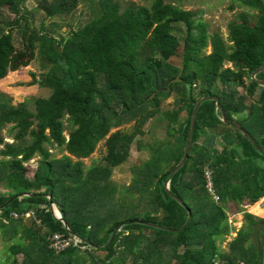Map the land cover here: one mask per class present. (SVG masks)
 Wrapping results in <instances>:
<instances>
[{"label":"trees","instance_id":"trees-1","mask_svg":"<svg viewBox=\"0 0 264 264\" xmlns=\"http://www.w3.org/2000/svg\"><path fill=\"white\" fill-rule=\"evenodd\" d=\"M27 1L0 0V81L29 66L38 50L52 71L34 83L49 88L50 95L37 98L31 111L24 102H4L0 94V185L5 188L0 208L15 196L31 195L0 211L5 243L0 264H264V227L258 249L251 238L264 218L246 214V226L228 250L221 249L232 231L230 205L257 206L264 197V156L242 132L221 121L216 101L199 105L187 160L170 184L190 212L186 226L187 210L164 188L180 164L192 110L201 97L219 98L228 120L242 125L264 148V87L250 77L264 66V2L231 0V10L238 6L250 12L229 23L233 44L228 46L219 33L208 34L194 12L167 0L123 10L115 0H98L100 15L61 39L50 29L57 28L54 22L52 27L43 22L38 30L29 24ZM81 1L40 0L38 8L45 20H57L71 15ZM181 68V81L170 84ZM256 78L264 80V71ZM173 95L176 108L162 111L161 104ZM157 114L168 120L170 138L155 140L152 159L132 169L134 178L123 196L137 194L139 200L125 202L113 171L127 161L132 143ZM133 119L132 131L111 132ZM8 125L14 143L5 141ZM102 141L107 148L103 162L87 169L83 161ZM50 147L60 150V159ZM36 156L40 161L30 179L26 164ZM206 171L213 194L206 189ZM48 195L84 241L60 252L49 246L54 234L74 235L50 212ZM131 220L178 231L143 223L121 226ZM115 227L119 230L109 242ZM96 251H105L104 257Z\"/></svg>","mask_w":264,"mask_h":264},{"label":"rangeland","instance_id":"rangeland-1","mask_svg":"<svg viewBox=\"0 0 264 264\" xmlns=\"http://www.w3.org/2000/svg\"><path fill=\"white\" fill-rule=\"evenodd\" d=\"M52 1V0H49ZM120 5L121 10L125 9L128 5L135 6H150L153 0H115ZM40 0H28L24 6V12L28 17L29 24L35 29H40L42 23L44 22L48 27H52L54 22L57 28H50L53 30L54 35L57 39L66 38L73 31L79 30L89 21L97 18L100 15L98 0H82L79 7L69 16L61 19L55 20H45L44 13L38 8ZM169 3L180 6L183 10L191 11L196 14V19L201 20L206 25V31L208 34L219 33L223 40L228 46L233 43L230 41L229 23L239 18V15L245 12H250L246 7L236 6L233 10L230 9L231 0H186L182 3L174 2L173 0H167ZM3 10L0 11V18H3ZM253 13V12H252ZM176 29H180L177 27ZM183 32V28H181ZM17 34V33H16ZM18 39V37H16ZM210 48L208 47L206 52L209 53ZM172 63L175 66H179L180 60L178 58H173ZM230 67L231 64H226ZM52 71L48 65H45V59L36 51V58L32 63L21 68L19 71L11 72L5 79L0 81V94L3 96L4 102H9L16 105L20 102H24L31 111H35V100L40 97H48L50 95V89L47 87H42L34 83L36 78L41 80L46 73ZM34 83L32 85H29ZM221 86V85H220ZM177 99L176 95L167 99L161 104V110L167 111L176 108ZM251 100L248 99V104ZM152 109L153 106H148ZM185 118V113H181L180 119ZM127 119V118H126ZM137 120H131L124 123L116 128H113L111 132L116 130H121L125 132H130L136 125ZM168 120L164 118L161 114H157L145 123L143 126L144 133L139 135L135 141L132 143L129 151V156L127 161L115 168L112 174V181L117 188V191L121 192V196L124 195V191L128 189L134 178L132 169L140 166L143 163H147L152 159L153 152L150 146L154 145L155 140H167L170 138L167 132ZM11 125H8L4 130L3 134L5 141L8 143H14L12 137ZM67 135V133H66ZM26 144L30 143V138L25 141ZM218 147H220V140L218 141ZM52 154L56 158L60 159V150L54 147H50ZM2 147L0 146V150ZM107 153V148L105 141H102L97 146L96 151L90 156L89 159L84 160L83 163L85 167L92 168L103 162L104 156ZM0 156V161L2 160ZM39 156H36L34 160L26 164L28 169V178L32 179L34 173L39 164ZM5 192L3 185H0V193ZM125 202L128 200L131 203H137L139 196L134 194L130 198H125ZM144 200V199H142ZM137 201V202H136ZM258 203V202H257ZM259 205H242L231 204L228 216L229 224L232 231L229 236L221 243L222 250H228L229 241L237 236L238 231L246 226V214L252 215L255 219L261 220L264 218V197L259 201ZM261 231V230H260ZM5 245L4 241L0 239V248ZM96 256L104 257L105 251H96Z\"/></svg>","mask_w":264,"mask_h":264},{"label":"water","instance_id":"water-1","mask_svg":"<svg viewBox=\"0 0 264 264\" xmlns=\"http://www.w3.org/2000/svg\"><path fill=\"white\" fill-rule=\"evenodd\" d=\"M264 2V0H262ZM264 71V66L263 67H260L256 70H254L253 72H251L250 74V77L252 80H254L255 82H257L258 85L260 86H263L264 87V80H260V79H257L256 76L257 74H259L260 72ZM182 75V68L180 70V73L178 75L177 78L173 79L171 83H174V82H179L181 81V78L180 76ZM170 89H166L165 91H169ZM161 90H157L154 94L156 93H159ZM207 100H214L216 101V108L218 111H220L221 113V121L227 125L231 124L233 125L235 128H237L240 132H242L246 137L247 139L253 144V146L256 148V150L258 152H260L263 156H264V148H262L258 143L257 141L249 134V132L242 126L240 125L238 122H230L227 118V113L225 111V109L223 108V106L221 105V103L219 102V98L217 97H211V96H205V97H201L200 99H198L195 104H194V107H193V110H192V114H191V118H190V125H189V130H188V135H187V139H186V143H185V146H184V151H183V155H182V159L180 161V164L169 174V177L165 183V191L167 192V194L176 202H178L182 207H185V205L183 204V202H181L177 197H175L171 191H170V184H171V180L173 178V176L180 170V168L184 165L185 161L187 160V156H188V151H189V148H190V145H191V138H192V133H193V129H194V124H195V120H196V112H197V109L199 107V105L204 102V101H207ZM23 197H31L30 194H22V195H19V196H15L13 199H11L10 201H8L4 206H2L0 208V211L5 209V207H7L8 205H10L13 201H15L16 199L18 198H23ZM48 200L50 201V206H49V209H50V212H52L53 216L57 219V220H60L61 222H63L66 230L74 235L75 237H77L78 239L84 241V238L81 237L79 234L73 232L67 225V223L64 221L63 217L61 216V213L60 211L56 208V206L52 203V196H47ZM187 210V209H186ZM190 219V212L189 210H187V221L185 223L184 226L187 225L188 223V220ZM131 223H143V222H140V221H137V220H131V221H127L122 225L124 224H131ZM143 224H147V225H151V226H155L157 228H160V229H165V230H169V231H178V230H174V229H169L167 227H163V226H159V225H155V224H150V223H143ZM183 226V227H184ZM120 227V226H119ZM119 227H115L114 230H113V233L110 237V240L109 242L113 239V235L114 233L116 232V230H119ZM264 227V223H259V224H256L254 225V228H253V231L251 233V238L256 246V248L258 249L259 246H260V238H259V233H260V230ZM107 245V244H106Z\"/></svg>","mask_w":264,"mask_h":264},{"label":"built area","instance_id":"built-area-1","mask_svg":"<svg viewBox=\"0 0 264 264\" xmlns=\"http://www.w3.org/2000/svg\"><path fill=\"white\" fill-rule=\"evenodd\" d=\"M204 177L206 180V189L211 194H213V184L211 180V174L210 172H205ZM30 213L26 214V217H30ZM15 218H18L17 214H14ZM73 236V235H72ZM74 237V238H73ZM67 237L64 234H54L52 237L49 238V246L55 249L56 251L60 252L66 247H68L72 242L77 243L80 241L77 237Z\"/></svg>","mask_w":264,"mask_h":264}]
</instances>
